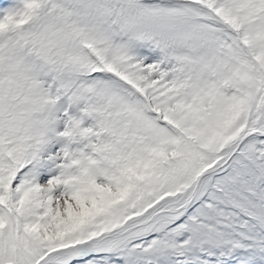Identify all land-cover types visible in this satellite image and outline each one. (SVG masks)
<instances>
[{
	"label": "snow or ice",
	"instance_id": "snow-or-ice-1",
	"mask_svg": "<svg viewBox=\"0 0 264 264\" xmlns=\"http://www.w3.org/2000/svg\"><path fill=\"white\" fill-rule=\"evenodd\" d=\"M0 264H264V0H0Z\"/></svg>",
	"mask_w": 264,
	"mask_h": 264
}]
</instances>
